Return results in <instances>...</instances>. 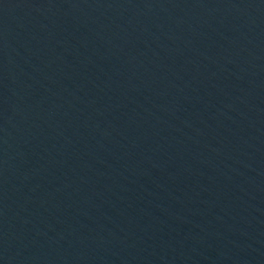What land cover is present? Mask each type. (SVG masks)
I'll list each match as a JSON object with an SVG mask.
<instances>
[{"label": "water", "instance_id": "1", "mask_svg": "<svg viewBox=\"0 0 264 264\" xmlns=\"http://www.w3.org/2000/svg\"><path fill=\"white\" fill-rule=\"evenodd\" d=\"M0 264H264V0H0Z\"/></svg>", "mask_w": 264, "mask_h": 264}]
</instances>
